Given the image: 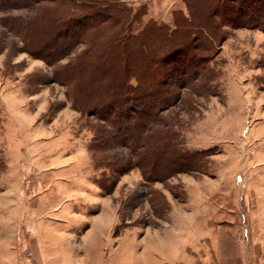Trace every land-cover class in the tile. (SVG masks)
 <instances>
[{
  "label": "rangeland",
  "instance_id": "1",
  "mask_svg": "<svg viewBox=\"0 0 264 264\" xmlns=\"http://www.w3.org/2000/svg\"><path fill=\"white\" fill-rule=\"evenodd\" d=\"M82 1L138 12L133 34L148 21L172 29L175 17L188 15L184 0ZM50 7L0 0V264H159V251L198 219L205 229L235 228L253 247L264 246V33L215 17L214 38L159 50L158 72L185 78L168 87L177 100L161 112L160 127L204 156L198 172L146 184L137 168L117 176L95 166L102 155L89 147L97 121L73 110L67 87L53 82L58 65L24 51L21 28ZM115 29L107 25L96 40ZM85 48L79 44L59 65ZM191 54L203 63L192 65ZM104 155L128 152L111 145ZM105 178L110 191L98 185Z\"/></svg>",
  "mask_w": 264,
  "mask_h": 264
},
{
  "label": "trees",
  "instance_id": "2",
  "mask_svg": "<svg viewBox=\"0 0 264 264\" xmlns=\"http://www.w3.org/2000/svg\"><path fill=\"white\" fill-rule=\"evenodd\" d=\"M44 1L53 7L21 28L23 49L48 66L58 65L53 82L67 87L73 110L97 121L90 126L93 139L89 147L102 155L93 157L95 166L117 176L137 168L146 184L198 172L204 152L184 150L173 132L160 127L161 112L177 100L168 87L185 78L183 72L178 77L158 72L159 50H188L192 37L214 38L218 29L215 17L232 28L264 33V0H184L188 15L175 17L172 29L148 21L137 34L132 27L138 12L132 14L120 3L97 6L82 0ZM107 25L116 29L104 42L97 41ZM194 25L196 32L186 38L187 27ZM81 38L88 40L81 42ZM81 43L86 48L59 65ZM208 50L200 52L207 54ZM194 57H189L192 65L200 66L204 56ZM111 145L126 149L128 155H104ZM98 185L110 191L113 181L105 178ZM152 204L163 210L161 204Z\"/></svg>",
  "mask_w": 264,
  "mask_h": 264
},
{
  "label": "crops",
  "instance_id": "3",
  "mask_svg": "<svg viewBox=\"0 0 264 264\" xmlns=\"http://www.w3.org/2000/svg\"><path fill=\"white\" fill-rule=\"evenodd\" d=\"M193 223L179 243L159 251V264H264V246L253 247L235 228L205 229L200 219Z\"/></svg>",
  "mask_w": 264,
  "mask_h": 264
}]
</instances>
